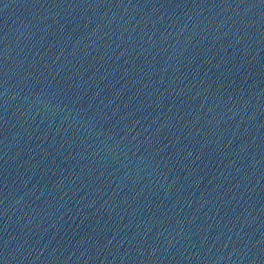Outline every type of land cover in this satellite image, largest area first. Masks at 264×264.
I'll return each mask as SVG.
<instances>
[{"label": "water", "instance_id": "obj_1", "mask_svg": "<svg viewBox=\"0 0 264 264\" xmlns=\"http://www.w3.org/2000/svg\"><path fill=\"white\" fill-rule=\"evenodd\" d=\"M0 264H264V0H0Z\"/></svg>", "mask_w": 264, "mask_h": 264}]
</instances>
